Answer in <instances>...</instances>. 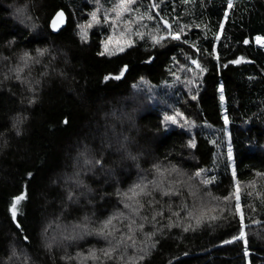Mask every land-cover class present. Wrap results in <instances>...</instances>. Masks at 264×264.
<instances>
[{
  "label": "trees",
  "instance_id": "16d2710c",
  "mask_svg": "<svg viewBox=\"0 0 264 264\" xmlns=\"http://www.w3.org/2000/svg\"><path fill=\"white\" fill-rule=\"evenodd\" d=\"M116 2L0 0V261H7L15 248L23 257H30V264H68L63 246L45 247L51 227L86 216L104 219L110 214L116 199L114 184L102 185L88 173L84 179L95 192V202L87 206L68 199L72 187L66 179L73 174L80 149L99 148L101 133L110 125L105 115L139 85L154 91L156 99L150 105L143 104L133 136L129 134L138 151L181 167L188 174L202 169L195 181L205 193L219 198L217 206L226 210L220 220L187 232L174 227L151 236L148 233L154 231L152 224L156 222L144 224L138 236L144 245L139 244L143 246L137 253L118 254L120 249L116 248L111 259L103 252L95 264H264V175H260L264 174V47L255 39H264V0H233L227 18V0H136L135 14L156 16V20H141L142 24L159 27L157 35L165 34L161 17L169 20L173 31L186 25L184 35L189 44L166 40L153 45V32L140 29L144 39L131 32L126 37L134 42L131 47L110 52L105 50V41L112 32L101 23L88 28L87 38L82 40L80 26L91 21V13L101 5L113 9ZM24 4L29 5L39 33L12 17L11 7ZM61 9L68 16L67 25L53 33L50 21ZM13 40L15 43L9 45ZM192 43L199 51L190 48ZM44 48L49 53L17 79L19 57L24 52L36 57V50ZM239 58H243L241 63H230ZM193 59L207 71L200 73L197 67L189 70ZM125 65L128 70L119 80L114 79ZM189 80L194 83L188 84ZM32 99L35 103L30 104ZM174 111L191 121V131L167 124L165 117ZM17 116L27 117L19 136L12 127ZM190 141L195 148L189 147ZM106 149L107 155L101 158L104 168L119 169L126 163ZM120 179L127 185L132 176L123 173ZM237 181L243 187L241 209L247 244L232 241L233 236H239V215L235 205H226L223 199L232 196ZM188 191L178 186L171 192L180 195L171 197L154 191L152 199L143 202L142 213L150 220L155 212L163 211L157 226L166 224L185 201L195 202ZM21 195L24 199L16 202L17 219L30 243L20 239L21 232L11 220L13 198ZM213 214L220 215L219 211ZM183 221L195 224V220ZM109 238L108 245L115 247L117 240ZM226 240L232 242L225 244ZM101 243L90 238L84 248H100ZM136 245L133 248L137 249Z\"/></svg>",
  "mask_w": 264,
  "mask_h": 264
},
{
  "label": "rangeland",
  "instance_id": "374dc122",
  "mask_svg": "<svg viewBox=\"0 0 264 264\" xmlns=\"http://www.w3.org/2000/svg\"><path fill=\"white\" fill-rule=\"evenodd\" d=\"M119 2L117 0L116 4ZM21 7L19 5L11 7V15L12 17L22 26L29 29L33 33H39V27L36 28L35 31L31 29L29 25L22 24L20 20L16 18L14 15L16 8ZM134 5L130 6V10L127 12H124L119 18L116 17L115 13L112 11V8L109 10L104 9L102 5L97 9V16L99 19V22L92 21V25L96 24H105L110 27L112 34L110 37H114V39L108 44L106 51H117L119 50L118 42H121L128 36L131 32H139L140 29L145 30L146 32L151 30L153 32V28L150 27L151 24H142L141 20H147L146 18L143 19H137L139 15L137 13L135 14L133 10ZM154 13V12H153ZM107 14V15H106ZM152 16L155 17L154 20H156V16L153 14ZM158 19V17H157ZM128 21H131L132 23L129 24ZM34 22L38 24L35 20ZM163 22V21H162ZM163 32H166V27L162 25ZM88 28L85 29L86 32H88ZM81 33V32H80ZM123 33V35H122ZM109 37V38H110ZM108 38V39H109ZM107 39V40H108ZM106 40V41H107ZM261 41H264V39L261 38ZM258 43V42H257ZM259 45L264 47V43H258ZM32 56V55H31ZM192 61V60H191ZM28 66H30L33 61H28ZM193 67H196V65H193L191 62H189V70H192ZM16 68L22 69L20 72H17V75H21V73L26 70L28 67H24V62L20 61V63L16 66ZM133 97H136V99H133ZM155 93L154 91L150 90L147 86H136L132 93L128 97L122 98L120 101L121 103L118 106H114V110L111 111L108 115H105V117L109 118L110 125H107V129L102 131L99 148L95 150L92 146L87 147L90 150V155H94L97 159H101L105 157L106 154V148H110L109 153L114 154V156L117 157L118 160H125L126 163L124 165H119L118 168H109L105 167L103 169H100L95 172L94 169L86 168L83 165L82 160L80 159V153L83 150H79L76 153V156L74 158V171L73 174L70 175L66 182H68L69 186L72 187V190L70 194L73 196V199L70 200L74 204H77V202H85L87 206H90L93 204L92 201H94V195L95 192L91 189L87 181L84 179L85 176H87L88 173H92V178L99 179L102 183V185L105 184H114L115 185V201H113V208L110 214L104 218L100 219L97 216L88 217V220L85 221V217H82L80 220L76 222H68L66 223H59L55 226H52L49 230L50 236L48 237V243H51L52 246L55 247H61L63 251L65 250L64 258H66L68 264H95L97 260L99 259V255L103 253L105 250L111 248L112 246L108 245V240H105L103 236L95 234V230L102 227L103 222L113 215L117 213H123V216H120L118 219L113 220V224L109 226V229L106 231L112 230L113 227L120 229L119 232L116 233V239L115 237L111 240H119L122 238V243L119 247L118 254H123L124 251H130L135 252L138 250V248H142L144 243L138 242V236L139 231L141 230L139 228L140 223H144L146 225L151 224L148 221L142 220V217L146 214L142 213V209L139 210V214L133 213L130 209L124 208L126 198L123 197L122 193L128 191L130 188H132L137 183H148L149 181H157L158 183L162 184L163 188L168 191H176L178 186H183L184 188H187L189 198L192 199V201H195L194 203L190 204L185 201V204L183 203L182 207H184V211H181L180 219L184 220L187 217V211L188 210H195L200 206L201 200H207L206 196L208 195L205 193L201 188V183L196 182L195 179H198V177L195 176V174H188V172L181 167H177L174 164L167 163V162H161L158 160L151 159V157L147 154H142L138 149L136 148V144L133 140H131V137L129 134L132 135L131 132L135 131V123L137 115L143 111V104H151L155 102ZM147 103V104H146ZM224 104V102H223ZM116 108V109H115ZM176 116V123H173L171 120H165L167 124L170 126H176L181 128L189 129V131L192 130L191 121L186 119L184 114L179 113V111H174L172 114H169L168 116ZM128 138L127 143V149L130 151L134 156L137 157L136 160L129 159L127 157V153L125 152L124 148L122 147L124 143V138ZM149 156V157H148ZM142 159V160H141ZM129 162V163H127ZM155 165L160 166V172L158 173L155 169ZM175 166L176 169H178L177 172H173L171 169ZM117 170V171H116ZM80 173L79 176L76 174ZM125 174H131L132 181L127 184L123 185L121 182L122 180L120 177ZM80 180L83 182V186L78 184L76 181ZM252 188L256 186V183L253 182ZM154 185L149 184L148 189L145 191H153ZM241 192L243 191V187L240 185ZM185 190V189H184ZM186 191V190H185ZM195 192L196 195L194 196L192 193ZM69 194V195H70ZM242 194V193H241ZM131 195V193H129ZM137 200H139L141 203H143L145 200L150 201L152 199V196L149 197L147 195H140L136 197ZM95 202V201H94ZM116 202V203H115ZM226 205L230 204L235 205V191L233 192L232 196L229 197L228 201H224ZM223 207V206H222ZM180 211V210H179ZM123 221V223H121ZM132 221H135L134 224H132V230H129L127 225L131 224ZM190 221V220H188ZM146 222V223H145ZM87 224L88 229L90 230L91 234H83L81 238H77L74 240L67 239V236L70 234H73V229L76 228L78 225H84ZM149 226V225H148ZM79 231V229H76ZM132 236L133 240L138 244L136 245V248H133V244L131 240H128L127 237ZM90 238H96L97 240H101V246L100 248L97 247H89L84 248L85 242ZM110 239V238H109ZM135 243V244H136ZM143 244V245H139ZM124 246V247H123ZM69 248H72L69 249ZM89 249V250H88ZM93 253L95 256H93ZM137 253V252H135ZM19 254V259H14L12 264H16L17 261L21 262V264H24L23 262V256L22 253ZM133 258V255H129L128 257Z\"/></svg>",
  "mask_w": 264,
  "mask_h": 264
},
{
  "label": "snow or ice",
  "instance_id": "6c2138e0",
  "mask_svg": "<svg viewBox=\"0 0 264 264\" xmlns=\"http://www.w3.org/2000/svg\"><path fill=\"white\" fill-rule=\"evenodd\" d=\"M184 2L187 3L188 0H184ZM134 4H136V0H119V2L117 4H115V6L113 7L112 11L115 13L116 17L119 18L124 12L129 11L130 6L134 5ZM153 6H155V5H153ZM233 6H234L233 0H227V9L224 12L225 18H227V15H228L227 10L232 9ZM97 11H94L91 13V21H89L85 25L80 26L81 27L80 35H81L82 40L87 38V32L85 31V29L92 27V21L99 22V19L97 16ZM14 15L16 16V18L18 20H20V22L22 24L29 25L33 31H35L36 28L38 27V25L34 22L32 16L29 14V5L28 4H24L23 6L16 8ZM63 17H64V13L62 11L56 13V18L52 22V28L53 29H57V26H58L57 22L59 20L63 19ZM143 18H144L143 16L137 17V19H143ZM147 19L153 20V19H155V17L152 16L151 14H149V15H147ZM161 19L163 21V25L166 27V32L164 35H157L155 33L159 32L160 29H159V27L154 28L153 34H151V40H152L153 45H160L162 42H164L166 40H173V41L183 40V42L185 44H189V40H188L187 36L184 35V29L187 27L186 25H179L178 29L176 31H173V25L169 22V20L163 19L162 17H161ZM128 23L131 24L132 22L128 21ZM177 23H178V21H177ZM196 27H200V25H196ZM219 27H220V29H223V27H224L223 23H221ZM135 34L137 36H139L141 39H144V36H145L144 32H136ZM122 35H123V33H122ZM113 39H114V37H110L107 41H105V48L106 49L108 47V44ZM216 39H219L218 35H217ZM255 39L258 43H264V41H261V37H259V36H257ZM13 43H15L14 40L9 41V45H11ZM133 43L134 42L131 39L125 38L122 41V43L118 42L119 51H121V52L125 51V46L131 47ZM244 43L247 44L248 41L245 40ZM189 46H190V48H193L196 51H199V48H197L195 43H192ZM36 53H37L36 57H32L31 54L28 52H24L19 57V60L24 62V67H28V63H27L28 61H33L34 63H39V58L44 57L47 53H49V49H47V48L37 49ZM99 54L104 55V52H101ZM109 54H111V53H109ZM217 59H218V57H217ZM242 59L243 58L232 60V61H230V63L239 64V63H241ZM191 63L193 65H196V67L199 69L200 73H204L207 71L206 68H204L200 65L198 60L193 59L191 61ZM21 70L22 69H20V68L16 69L17 72H20ZM127 70H128V66L125 65L124 68L121 69L120 75L115 76L114 79L119 80L121 78V76L124 75V72ZM173 75H175V73H173ZM19 78H20L19 75H17V79H19ZM104 79L108 80L109 77H105ZM37 83H39V81H37ZM187 83L192 84V83H194V80H189V81H187ZM220 90H221V92L223 91V85L220 86ZM133 99H136V97H133ZM192 99L195 100L196 97L193 96ZM221 99H223V96H221ZM29 103L30 104L35 103V99L29 100ZM26 119H27V117H23V116H17L14 118L12 127H13V129H15V134L17 136H19L21 134L20 126L24 123V121ZM165 119L171 120L173 123L177 122L175 115L166 116ZM225 122H227V117H225ZM63 123L67 124L68 120L65 119L63 121ZM127 143H128V138L125 137L122 147L124 148L125 152L127 153V157L129 159L136 160L137 157L134 156L130 151H128ZM4 144L5 145L7 144L6 140L4 141ZM189 147L195 148L196 144L194 142L190 141ZM229 156H231V150H229ZM80 159L82 160L83 165L86 168H89V169H94V168L103 169L104 168L103 160L97 159L94 155H90V150L87 147H85V149L80 153ZM154 167H155L156 171L159 173L160 172V166L155 165ZM171 170L173 172L178 171V169H176L175 166H173ZM202 171H203L202 169L200 171H197L195 173V176L199 177L201 175ZM31 175H32V173H29V176H31ZM76 175L79 176L80 173H77ZM260 175H264V174H260ZM233 176H235V171H233ZM76 182L78 184H80L81 186H83L82 181L77 180ZM149 184H152L155 186L153 191H159L165 197H171L173 195H175V196L180 195L179 192H171V191L165 190L163 188L162 184L158 183L157 181L153 180V181H149L148 183L141 182V183L135 184L128 191L122 193L123 197L126 198V201H130V202L124 203V208L130 209L133 213L139 214V210L144 208L145 205L143 203H141L139 200H137L136 197H138L140 195H147V196L151 197L152 191H145L146 189H148ZM129 193H131V195H129ZM192 194L194 196L196 195L195 192H193ZM249 195H251V193H249ZM22 199H24V196H22V195L16 196L13 198V203L11 204V208H10L11 220L14 222L17 230L21 232L20 239L23 242L30 243L29 236L24 234L23 226L21 225V223L17 219V203L16 202H18ZM68 199L72 200L73 196L70 194ZM223 199H224V201H228L229 197L226 196ZM218 200H219V198L211 197V194L208 193V199L206 201L201 200L200 206L197 209L187 211V217L185 219L195 220V224H192L191 222L184 223V221L180 219L181 211H184V207H181L180 211L172 212V214L168 217V222L166 224H162L159 227L157 226V224H159L157 217H163L164 216L163 211L155 212V214L151 215L150 220H149V217L147 215H145L142 217V220L148 221L150 223L156 222V223L152 224L154 231L148 233V235H151V236H155L156 233H163L165 230H171L174 227H182L184 232H187L190 229L196 230L197 228L201 227L202 225L211 224V223H214V222L221 219V216H223L224 211L226 209H221L217 206ZM169 209H171V205H169ZM217 211H219L220 215L213 214V213H216ZM235 213L239 215L240 231H239V236H233L232 237V241L243 240L244 244H247L248 243L247 235H246V232L244 231L245 216H244V212L241 209V189H240L239 181L236 182V186H235ZM120 216H123V213H117V214L113 215L112 217H110L109 219L105 220L103 222L102 227L95 230V234L103 236L105 240H108L109 237H115V234L117 232H119L120 229L113 227L112 230H110V231H106V230L109 229V226H111L113 224V220L118 219ZM173 217H176L177 219L173 220ZM84 219H85V221H87L88 217H85ZM121 223H123V221H121ZM134 223H135V221H132L131 224L127 225L129 230H132V224H134ZM144 227H145L144 223L139 224V228L141 230H143ZM77 228L79 229V231L76 230ZM83 234H91L90 230L87 227V224L76 226V228L73 229V234H70L69 236H67V239L74 240L77 238H81ZM127 239L131 240L132 244L135 245L136 242H135V240H133L132 236H128ZM232 241L226 240V241H224V243L227 244V243H231ZM122 242H123L122 238L117 240L115 247H111V248L105 250L104 255L106 257H108L109 259H111L112 258L111 253L115 252L116 248H119ZM45 247L48 249H51L52 244L46 243ZM93 256H95L94 253H93ZM119 258L121 260H123L124 256L121 255ZM143 258H144L143 256L140 257L141 260ZM14 259H19V254L15 248L12 249V253L8 257V260L7 261H0V264H12ZM23 262H24V264H30V257H28L25 254L23 257Z\"/></svg>",
  "mask_w": 264,
  "mask_h": 264
},
{
  "label": "water",
  "instance_id": "95a60500",
  "mask_svg": "<svg viewBox=\"0 0 264 264\" xmlns=\"http://www.w3.org/2000/svg\"><path fill=\"white\" fill-rule=\"evenodd\" d=\"M60 11H62L63 13H64V17H63V19H61V20H59L58 22H57V24H58V26H57V29H53L52 28V22H53V20L56 18V13L57 12H60ZM56 13H55V15L53 16V18L51 19V21H50V29H51V31L53 32V33H58V32H60L66 25H67V21H68V16H67V14H66V12L64 11V10H58Z\"/></svg>",
  "mask_w": 264,
  "mask_h": 264
}]
</instances>
